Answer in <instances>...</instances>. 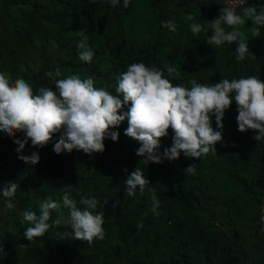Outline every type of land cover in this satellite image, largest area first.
<instances>
[{"label":"trees","instance_id":"obj_1","mask_svg":"<svg viewBox=\"0 0 264 264\" xmlns=\"http://www.w3.org/2000/svg\"><path fill=\"white\" fill-rule=\"evenodd\" d=\"M221 6L222 0H130L126 9L123 0L116 7L108 0H2L0 72L12 81L25 79L34 92L40 87L55 90L46 73L59 69L64 76H91L96 87L115 95L117 77L133 62L159 68L173 85L192 79L216 83L248 75L264 82V27L259 37H253L251 21L240 27L255 58L249 55L238 61L235 43L220 47L206 43L212 31L204 21L218 18ZM247 6L259 10L264 0H247L237 12ZM189 13L207 30L193 36L188 28L192 21L185 19ZM167 20L179 25L175 33L161 26ZM80 31L86 33L94 52L90 64L78 58ZM168 66L176 67L179 77L169 76ZM237 114L233 102L224 114L223 142L215 145L216 153L199 160L181 153L176 160L148 165L135 154L137 142L124 135L127 120L113 129L119 132L117 142L104 141L102 154L89 156L73 150L57 155L53 143L37 149L29 141L23 154L38 151L40 160L34 166L18 159L14 150L13 139L23 135L1 133L0 180L19 187L11 198L15 207L0 232V255L23 246L40 259L32 264H264V233L258 231L264 138L255 140L253 130L238 131ZM173 134L169 129L161 139V152L171 146ZM190 164H196V174L185 176ZM135 167L143 170L150 185L143 193L137 189L134 196H128L125 181ZM64 191L78 207H83L81 196L99 201L94 211L105 214L103 240L91 245L69 238L59 242L70 231L65 226L50 228L32 241L25 238V228L31 225L22 222L21 213L32 209L39 214V201L49 196L60 200ZM153 191L160 201L159 215L150 211ZM5 200L0 196V210L8 211ZM62 211L67 215V209ZM56 216L53 212L52 220ZM141 222L144 226L138 229ZM50 241L59 255L40 257L38 245L48 246Z\"/></svg>","mask_w":264,"mask_h":264},{"label":"clouds","instance_id":"obj_2","mask_svg":"<svg viewBox=\"0 0 264 264\" xmlns=\"http://www.w3.org/2000/svg\"><path fill=\"white\" fill-rule=\"evenodd\" d=\"M243 2L229 0L227 6L220 7L218 18L204 21L207 29L212 31L206 43L212 47L235 43L234 55L238 61H243L249 55L255 58L249 52L240 27L246 21H251L254 25L250 29L253 37H259L260 28L264 27V6L259 10L256 6L243 7L238 13L237 7ZM108 3L116 7L120 0H108ZM129 4L130 0H123L125 9ZM185 19L192 21L188 28L193 36L207 30L204 24L196 22V17L191 13ZM161 26L173 33L179 27L172 20L162 21ZM80 35L78 58L90 64L94 52L87 43L86 33L80 31ZM167 73L179 77V71L174 66H168ZM46 75L55 90L40 87L34 92L25 79L12 81L7 74L0 72V133L9 137H15L17 133L23 135L22 139H13V143L17 145L14 150L18 153V159L26 165L34 166L40 160L38 151L23 154L29 141L37 149L53 143L52 150L57 155L73 150L83 151L89 156L102 154L106 139L118 141L119 132L113 129L125 120L127 128L124 135L138 142L135 154L143 157L145 164H160L164 159L173 161L181 153L185 158L199 160L210 152L216 153L215 145L223 142L222 121L233 102L238 113V131L253 130L255 140L264 138V82L254 75L238 79L223 78L216 83H198L192 79L187 84L173 85L159 68L133 62L117 77L115 95L104 87H96L91 76L83 79L79 74L64 76L59 69L48 71ZM213 117L215 128L212 126ZM169 129L174 133L171 146L161 152V139L168 136ZM57 133L59 135L54 139ZM123 171L128 170L125 168ZM184 174L195 175L196 164L188 165ZM148 185L150 181L143 170L135 167L127 176L125 192L128 196H134L137 189L143 193ZM18 187L12 181L0 187V196L6 198L5 206L9 210L15 207L11 198ZM151 200L150 211L159 215L160 201L154 191ZM117 203L119 201L114 202L113 208ZM79 204L83 207H78L70 193L64 191L60 200L49 196L39 201V214L32 209L24 210L21 213L22 222L31 225L25 228V238L32 241L43 237L50 228L65 226L70 231L64 234V238L86 241L89 245L94 240H103L105 214L94 211L99 201L95 197L81 196ZM62 209H67V215ZM53 212L57 213L54 220ZM143 226L141 222L137 228ZM0 252H3L2 246Z\"/></svg>","mask_w":264,"mask_h":264},{"label":"rangeland","instance_id":"obj_3","mask_svg":"<svg viewBox=\"0 0 264 264\" xmlns=\"http://www.w3.org/2000/svg\"><path fill=\"white\" fill-rule=\"evenodd\" d=\"M1 2L2 0H0V3ZM137 145L139 146L138 142H137ZM0 175H2L1 170H0ZM5 182H8V181L6 179H1L0 187H2ZM9 215H10V210L8 211H6L5 209L0 210V232L5 226V220L9 218ZM247 234L249 235V230L246 228L245 235ZM248 235L244 236L245 239L249 238ZM65 241L66 239L64 237H60L59 242H65ZM37 250L40 253V257L42 258L45 257L46 255H49L50 259H54L57 255H59L55 247L51 244V241L49 242L48 246H44L42 244L38 245ZM32 254L33 253H30L28 248L23 247V246L12 248V249H9L6 252V254L0 255V263L1 264H32L35 261L40 260L37 257H34ZM58 264H62V263L58 262Z\"/></svg>","mask_w":264,"mask_h":264},{"label":"built area","instance_id":"obj_4","mask_svg":"<svg viewBox=\"0 0 264 264\" xmlns=\"http://www.w3.org/2000/svg\"><path fill=\"white\" fill-rule=\"evenodd\" d=\"M247 0H244V2L237 7V9L239 7H241L242 5H244V3L246 2ZM223 2V6H227L229 0H222ZM258 210H259V218H258V231L260 233H264V195L261 197V200H260V204H259V207H258Z\"/></svg>","mask_w":264,"mask_h":264}]
</instances>
